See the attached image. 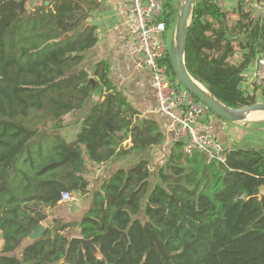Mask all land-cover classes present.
Wrapping results in <instances>:
<instances>
[{"label": "trees", "instance_id": "trees-1", "mask_svg": "<svg viewBox=\"0 0 264 264\" xmlns=\"http://www.w3.org/2000/svg\"><path fill=\"white\" fill-rule=\"evenodd\" d=\"M30 1L0 0V264H65L72 235L90 239L100 256L78 245L71 264H264V149L226 148L224 163H207L176 142L154 185L150 157L93 180L90 166L160 145L164 133L112 84L107 60L92 73L79 68L97 40L87 23L96 0H40L29 10ZM177 1L163 0L165 36ZM262 51L264 13L195 1L185 66L221 103L264 101V90L257 97L240 87ZM165 62L173 74L168 55ZM91 76L99 98L68 142L65 116L90 99ZM64 191L86 201L78 220L57 214ZM40 222L45 231L28 240Z\"/></svg>", "mask_w": 264, "mask_h": 264}, {"label": "crops", "instance_id": "crops-1", "mask_svg": "<svg viewBox=\"0 0 264 264\" xmlns=\"http://www.w3.org/2000/svg\"><path fill=\"white\" fill-rule=\"evenodd\" d=\"M40 0H32L29 2V10L31 6L37 4ZM48 1L49 0H45ZM98 5L90 13L87 23L95 26L96 43L86 53L85 61L79 65V68H85L92 73L93 65L99 60H107L110 65L109 79L118 90L126 97L127 102L138 112L141 119H150L158 124L161 132L164 133V142L160 145L153 146L144 151H132L122 160H114L106 164H98L90 166L93 180L106 175L110 170L122 165L130 167L131 164L144 158L154 159L162 156V152L166 148L170 150L171 142L166 130V121L161 118L155 110V99L153 90L150 86L151 71L146 67H135L131 59V51L134 48V40L128 35L126 29V13L129 0H96ZM219 5L225 10L234 9L237 6V0H218ZM252 11L255 16L264 13V0H254ZM172 33V34H171ZM173 32L167 33L165 38L170 42ZM254 70V61H252L243 71L240 87L251 81ZM92 77V76H91ZM99 91L93 93L90 99L86 101L83 109L71 112L65 116L66 122L72 123L61 130V134L66 141L70 142L74 139L78 131L80 120L98 98ZM260 101V100H258ZM76 123V124H74ZM224 120L216 118L212 114L205 116L199 122V128L213 136H215L225 148H234L236 142H230V134L232 128ZM131 146L130 136L123 142V147ZM93 187V184L91 185ZM78 198V197H77ZM76 200V199H75ZM74 200V201H75ZM83 212V211H82ZM81 212V214H82ZM80 214V215H81ZM77 236V235H76Z\"/></svg>", "mask_w": 264, "mask_h": 264}, {"label": "built area", "instance_id": "built-area-1", "mask_svg": "<svg viewBox=\"0 0 264 264\" xmlns=\"http://www.w3.org/2000/svg\"><path fill=\"white\" fill-rule=\"evenodd\" d=\"M253 1L237 0L249 7L253 6ZM162 5L163 0H129L125 24L128 35L134 40L132 62L135 67L151 71L155 110L166 121L170 142L182 143V152L186 155L199 153L207 163H224L226 148L215 136L199 128L200 120L211 114L209 109L178 83L165 62L169 42L165 38V24L159 20ZM241 89L257 97L264 90V51L255 57L251 81ZM74 200L72 193H61L60 203Z\"/></svg>", "mask_w": 264, "mask_h": 264}, {"label": "water", "instance_id": "water-1", "mask_svg": "<svg viewBox=\"0 0 264 264\" xmlns=\"http://www.w3.org/2000/svg\"><path fill=\"white\" fill-rule=\"evenodd\" d=\"M196 0H181L176 20L174 24V30L172 38L169 42L168 56L172 68L173 75L177 79L178 83L185 87L189 92L200 102L205 104L210 113L224 120L228 123L244 122L247 117L252 113H264V101H256L249 105H243L236 108H230L218 99H216L209 91L195 80L187 71L184 62V51L188 34V27L192 18L193 6ZM47 5L48 1H44ZM88 82L91 84L90 96L100 91V86L94 77H89ZM82 124V122H81ZM257 192V189L254 190ZM45 231V225L41 222L38 223L35 228L28 234V240H35L39 238ZM80 245L83 250L90 249L91 252L99 257L100 253L97 247L91 242L90 239H84L80 236H72L66 247L65 255L62 262L65 264H71V257L76 247Z\"/></svg>", "mask_w": 264, "mask_h": 264}, {"label": "rangeland", "instance_id": "rangeland-1", "mask_svg": "<svg viewBox=\"0 0 264 264\" xmlns=\"http://www.w3.org/2000/svg\"><path fill=\"white\" fill-rule=\"evenodd\" d=\"M178 5L180 6L181 0L177 1ZM174 24L172 27V32L174 30ZM171 39V38H169ZM168 40V39H166ZM229 127L232 128L231 131H233V134H230V142H236L234 146L241 147V148H253V149H264V115H255L252 117H247V119L244 122H235L229 124ZM169 153L168 147L166 148V151H163L161 154L162 156L157 158V156L153 158V155L151 157V178H150V184L154 185V183L157 181V169L162 165L164 162L166 156ZM95 186V185H94ZM260 192H264V187L260 189ZM75 201L64 203L63 206H61L57 214L61 215L65 220H71L75 221L78 220L80 217V214L82 212V209L84 208L86 201L85 199L82 200L80 197H75ZM49 211V210H48ZM141 216V215H140ZM43 225L44 222H41ZM72 234H74L72 232ZM76 236V235H72ZM2 245V241L0 238V248Z\"/></svg>", "mask_w": 264, "mask_h": 264}, {"label": "bare ground", "instance_id": "bare-ground-1", "mask_svg": "<svg viewBox=\"0 0 264 264\" xmlns=\"http://www.w3.org/2000/svg\"><path fill=\"white\" fill-rule=\"evenodd\" d=\"M257 116V115H260V116H263L264 115V113H260V112H258V113H252V114H250L249 115V117H252V116Z\"/></svg>", "mask_w": 264, "mask_h": 264}]
</instances>
